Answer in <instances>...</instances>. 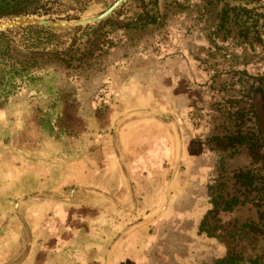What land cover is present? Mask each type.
Masks as SVG:
<instances>
[{
    "label": "rangeland",
    "instance_id": "1",
    "mask_svg": "<svg viewBox=\"0 0 264 264\" xmlns=\"http://www.w3.org/2000/svg\"><path fill=\"white\" fill-rule=\"evenodd\" d=\"M114 2L41 0L49 15L0 21L75 19L96 15ZM26 28L0 37V54L9 51L34 63L38 77L9 85L7 98L0 99V263L23 256L26 230L38 223L68 227L82 235L75 238L84 245L89 221L80 216L87 217L93 196L89 180L120 178L116 168L95 173L107 148L119 150L126 170L132 145L152 134H171L173 128L164 123L175 121L190 137L197 164L190 172L181 170L187 189L179 209L167 203L144 206L167 215L158 222L155 234L162 242L154 241V248L166 253L187 248L205 264L229 250L264 264V235L247 226L259 223L264 189L245 187L234 177L250 171L259 178L257 186L264 185V156L255 162L248 145L216 144V138L241 132L263 144L264 155V0H125L99 23L49 28L52 32ZM147 169L140 163V173ZM71 192L79 205L65 208L62 199ZM210 192L218 202L233 197L239 202L230 211L207 215L205 223L216 238L199 233L212 208ZM168 215L186 220H167Z\"/></svg>",
    "mask_w": 264,
    "mask_h": 264
},
{
    "label": "crops",
    "instance_id": "2",
    "mask_svg": "<svg viewBox=\"0 0 264 264\" xmlns=\"http://www.w3.org/2000/svg\"><path fill=\"white\" fill-rule=\"evenodd\" d=\"M164 125L173 128L171 134L163 133L156 135V138L152 134L132 145L135 152H129L130 156L126 154L127 159L128 157L132 159L131 161L128 159L126 170L122 162L127 160L123 155H119L117 148H107L105 159L98 161L99 168L95 173L103 169L106 173L108 170L113 173L116 168L120 178L112 183L101 182L94 177L89 180V189L93 196L89 197L87 217L80 216L78 212L73 215L74 219L80 216L89 221V229L84 234L88 240L83 242L84 245L80 239L75 238L82 235L68 230V227L48 229L40 226L43 223H38V226L26 230L28 243L23 256L18 261L8 264L208 263L203 256L199 258L200 255L188 251L187 248L167 249V253L161 248H154V241L162 242V237L155 234L156 230H160L158 222L164 221L165 219L160 217L167 215L150 212L149 208L144 206L167 203V206L179 209L181 207L179 204L186 200L183 192L185 193L187 189V180L180 178L181 170L184 168L185 172H190L197 164L191 149L190 137L178 131L175 121L165 122ZM158 162L163 163L156 171ZM140 163L148 168L145 174L139 172ZM82 188L77 187L78 190ZM62 200L67 201L64 204L65 208L79 205L78 196H73L72 192ZM141 200L143 207H140ZM168 217L167 220H186L176 215V218L172 215ZM151 221L157 223L155 222L149 231H142V227ZM20 249L21 247L13 252L14 256ZM155 252L158 255L154 256ZM53 257L54 259H51Z\"/></svg>",
    "mask_w": 264,
    "mask_h": 264
},
{
    "label": "trees",
    "instance_id": "3",
    "mask_svg": "<svg viewBox=\"0 0 264 264\" xmlns=\"http://www.w3.org/2000/svg\"><path fill=\"white\" fill-rule=\"evenodd\" d=\"M41 0H0V19L1 18H15V17H24V16H46L50 14V7L44 6L40 3ZM246 12L248 9L243 8ZM88 26V25H87ZM33 29H41L43 31L52 32L53 29H49L46 27H32ZM31 28V29H32ZM30 29V28H26ZM22 29V30H26ZM7 32H11L8 30ZM0 37H5L4 32H0ZM8 48V47H7ZM6 51V50H5ZM44 51V50H43ZM53 52V51H52ZM34 67L36 65L34 63H30L27 60H19L15 59L9 51L3 52L0 54V99L2 97L7 98L10 89L6 91V87L9 85H17V83H24L28 79H38L37 76L34 75ZM38 69V68H37ZM7 78L6 84L3 86V80ZM40 78V77H39ZM17 79V80H16ZM264 83V75L261 77ZM16 80V82H15ZM16 83V84H15ZM10 86V87H12ZM4 91H6L4 93ZM4 93V95H2ZM4 98V99H5ZM216 144L220 148L232 147L237 144L240 145H248L250 149V155L253 157L255 162H258L264 155L260 153V149L263 147V144L258 143V141L252 138L247 139L246 135L243 133H239L237 136L227 135L222 138H216ZM221 166V165H220ZM236 181L240 182L245 187H251L254 190L264 189V185H258V176H255L250 171H239L234 174ZM208 189L212 190L213 185H208ZM211 193V192H210ZM264 197V191H263ZM209 203L212 205V208L209 209L199 225V233H205L207 237L216 238L217 235L214 233L213 229L206 225L205 219L209 213L212 211H230L234 206L238 205L237 198H232L230 200H224L222 202H218L217 199L210 194ZM251 232L264 235V209L259 212V223L256 224H248L247 225ZM220 239H224L220 234ZM213 264H258L257 259L252 258H244L242 254L234 253L231 251H227L225 255L216 258L213 261Z\"/></svg>",
    "mask_w": 264,
    "mask_h": 264
},
{
    "label": "water",
    "instance_id": "4",
    "mask_svg": "<svg viewBox=\"0 0 264 264\" xmlns=\"http://www.w3.org/2000/svg\"><path fill=\"white\" fill-rule=\"evenodd\" d=\"M125 0H115V2L106 10L91 16L79 17L75 19H45V18H16L6 21H0V32L21 29L26 27H47L54 29H71L89 24L99 23L114 13Z\"/></svg>",
    "mask_w": 264,
    "mask_h": 264
}]
</instances>
